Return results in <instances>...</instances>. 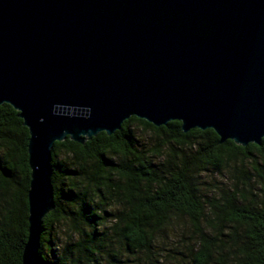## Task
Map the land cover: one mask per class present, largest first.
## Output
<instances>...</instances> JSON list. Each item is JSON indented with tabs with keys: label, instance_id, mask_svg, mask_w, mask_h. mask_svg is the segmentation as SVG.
<instances>
[{
	"label": "water",
	"instance_id": "1",
	"mask_svg": "<svg viewBox=\"0 0 264 264\" xmlns=\"http://www.w3.org/2000/svg\"><path fill=\"white\" fill-rule=\"evenodd\" d=\"M28 131V236L40 264L54 143L83 145L130 117L264 138V0H0V106Z\"/></svg>",
	"mask_w": 264,
	"mask_h": 264
},
{
	"label": "trees",
	"instance_id": "2",
	"mask_svg": "<svg viewBox=\"0 0 264 264\" xmlns=\"http://www.w3.org/2000/svg\"><path fill=\"white\" fill-rule=\"evenodd\" d=\"M17 114L0 106V264H21L28 236ZM50 168L40 264H264V138L219 144L212 130L130 117L110 136L54 143Z\"/></svg>",
	"mask_w": 264,
	"mask_h": 264
},
{
	"label": "rangeland",
	"instance_id": "3",
	"mask_svg": "<svg viewBox=\"0 0 264 264\" xmlns=\"http://www.w3.org/2000/svg\"><path fill=\"white\" fill-rule=\"evenodd\" d=\"M138 134H140L141 136H140V140L142 141V142H144V143H150V139H149V135L148 134H141L140 132L138 133Z\"/></svg>",
	"mask_w": 264,
	"mask_h": 264
}]
</instances>
